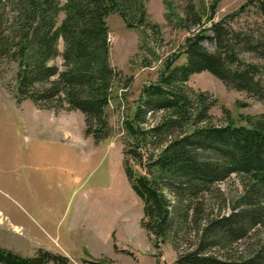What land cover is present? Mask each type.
<instances>
[{
  "label": "trees",
  "instance_id": "trees-1",
  "mask_svg": "<svg viewBox=\"0 0 264 264\" xmlns=\"http://www.w3.org/2000/svg\"><path fill=\"white\" fill-rule=\"evenodd\" d=\"M148 1L0 0V65H17L18 101L30 100L41 110L80 111L88 136L97 143L112 137L108 108L124 79L111 64L108 18L118 15L128 29L160 36ZM215 6L211 26L191 33L179 53L166 58L158 81L145 86L135 113L123 119L124 166L144 203L142 227L157 248L173 245L175 264H264V248L255 251L250 244L264 229V114L237 126L225 111L219 124L211 113L217 100L186 85L208 72L264 104V64L242 56L264 61V35L233 29L227 19L212 21ZM209 30L214 51L203 44ZM181 56L185 61L178 63ZM59 57L62 63H53ZM234 175L241 190L227 201L219 184ZM0 263L70 264V258L45 249L25 257L0 247Z\"/></svg>",
  "mask_w": 264,
  "mask_h": 264
},
{
  "label": "rangeland",
  "instance_id": "rangeland-1",
  "mask_svg": "<svg viewBox=\"0 0 264 264\" xmlns=\"http://www.w3.org/2000/svg\"><path fill=\"white\" fill-rule=\"evenodd\" d=\"M213 4L212 21L227 19L233 29L264 35V0H149L147 10L151 21L160 26V36L128 29L118 15L108 18L111 64L122 73L124 85L115 90L108 108L114 134L101 143L86 134L80 111L41 110L30 100L18 101L17 65H0V247L25 257L45 249L68 255L70 264H175L178 253L173 245L167 242L157 248L141 225L144 203L124 166L123 119L135 113L145 86L158 81L166 58L179 53L191 33L211 26L208 17ZM63 19L61 13L58 25ZM205 37L204 46L214 51L213 33L209 30ZM59 50H63L62 40ZM242 56L264 64L253 54ZM184 61L181 56L178 63ZM53 63L62 60L59 57ZM147 63L150 66L145 67ZM186 85L217 100L211 113L219 124L227 119L225 111L237 126L264 114L263 103L228 88L208 72L195 74ZM219 188L227 201L232 200L241 190L239 178L234 175ZM62 214L69 220L75 217L76 225L85 220L89 232L77 234L74 243L73 233L64 224L58 244L48 236L56 237V226L33 219L58 220ZM250 244L255 251L264 248L263 228L252 235Z\"/></svg>",
  "mask_w": 264,
  "mask_h": 264
},
{
  "label": "crops",
  "instance_id": "crops-1",
  "mask_svg": "<svg viewBox=\"0 0 264 264\" xmlns=\"http://www.w3.org/2000/svg\"><path fill=\"white\" fill-rule=\"evenodd\" d=\"M33 219L36 223L47 226V227L55 228V226H56V229L54 231V233L56 234V237H53L51 234L48 236H50L51 239L55 240L56 243H58V244L61 241V231H60L61 228L60 227L64 224H66L69 227L70 232L73 233L74 236L72 237V241L74 243L78 241L77 238L75 237L77 234L89 232L88 231V225H87V222L85 220L82 221L83 222L82 224L79 223L78 225H76L75 217H73L71 220H69V218L67 217L66 214L60 215L58 220L53 219V218L48 219L47 216L42 217V221H39L38 218H34V217H33ZM68 220H69V222H68ZM56 221H58V224H56ZM50 230H52V229H50ZM45 232H47V231L45 230ZM74 248H76V246H74Z\"/></svg>",
  "mask_w": 264,
  "mask_h": 264
}]
</instances>
